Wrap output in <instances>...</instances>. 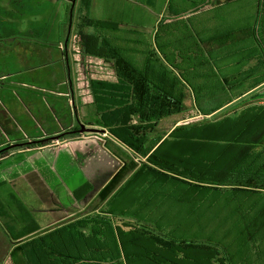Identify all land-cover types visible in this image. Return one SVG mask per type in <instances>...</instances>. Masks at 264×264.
<instances>
[{"label": "trees", "instance_id": "16d2710c", "mask_svg": "<svg viewBox=\"0 0 264 264\" xmlns=\"http://www.w3.org/2000/svg\"><path fill=\"white\" fill-rule=\"evenodd\" d=\"M71 1L54 43L18 31L0 35V149L34 138L20 134L18 110L35 116L32 123L70 116L35 137L41 138L38 145L77 129L66 103L73 92L65 44L71 24L84 54L115 67L116 81L90 79L96 113L86 124L107 131L105 145L122 165L84 212L52 228L41 229L18 202L28 224L19 233L8 231L14 240L11 264H264V105L180 123L166 136L151 137L159 120L184 110L182 80L167 69L155 74L135 65L117 43L131 31L95 17L94 0ZM155 46V55L163 53L159 39ZM15 62L20 66L13 69ZM227 85L193 90L196 100L197 91L227 95L204 114L246 92ZM10 151L3 150L0 159ZM88 188L84 184L75 196ZM98 207L100 213H92ZM218 219L222 223L213 229ZM228 221L238 230L234 245L225 233L216 239Z\"/></svg>", "mask_w": 264, "mask_h": 264}, {"label": "crops", "instance_id": "0c3cea01", "mask_svg": "<svg viewBox=\"0 0 264 264\" xmlns=\"http://www.w3.org/2000/svg\"><path fill=\"white\" fill-rule=\"evenodd\" d=\"M23 1L29 8L38 9L37 0ZM94 15L99 19L119 22L120 28L131 31L122 35L117 43L123 48V54L135 65L146 67L155 74L167 69L178 76L184 84V105L188 90H216L223 88V81L229 84L227 89L246 91L223 106L234 107L241 99L244 104L231 112L247 105H264L263 100H259L260 95L264 94V0H117L115 3L112 0H94ZM32 20L37 19L24 20L23 23L21 19L17 30L12 26L13 23L10 25V20L4 21L5 23L0 24V33L18 31L26 32L24 35L30 34L29 29L24 31L23 25L27 23L30 28ZM59 23L60 17L53 24L59 29ZM40 24L44 28V24ZM42 30L40 34L43 35ZM156 39H159L163 53L156 51L155 55L153 48L156 47ZM145 40L146 46L141 44ZM79 46L82 49L81 43ZM81 53L86 59L111 64L110 68L114 71L112 78H106L105 75L92 78L117 80L112 62L88 56L83 51ZM156 58L160 61H155ZM67 61L71 63L70 71L73 73L70 56ZM86 86L90 93L88 102L95 108L89 115L91 120L96 107L90 81ZM70 87L74 89L71 84ZM72 100L75 101V94ZM75 106L78 118L79 106ZM179 121L181 119H173L174 124L165 131L156 128L151 137L166 136L181 123ZM106 134L107 131L103 130L99 133L86 132L57 149L45 145L42 150L32 154L10 153L7 158L0 160L2 206L5 203L1 196L2 186L16 187L19 184L23 185L22 190L18 189L19 202L41 229H44L43 223L48 213L54 218L56 216L57 225H60L84 212L122 165L106 147ZM7 163H13L10 174H14L8 179L5 177L8 173L5 167ZM86 183L90 188L81 198H77L76 193L80 195L79 190ZM27 191L32 193V204L25 196ZM100 207L92 210V213H100ZM18 209L22 211V208ZM0 211L2 215L7 214L1 207ZM24 222L21 231L28 224L27 221Z\"/></svg>", "mask_w": 264, "mask_h": 264}, {"label": "rangeland", "instance_id": "374dc122", "mask_svg": "<svg viewBox=\"0 0 264 264\" xmlns=\"http://www.w3.org/2000/svg\"><path fill=\"white\" fill-rule=\"evenodd\" d=\"M113 3H115L117 0H112ZM71 0H42L39 1L37 0L36 7L38 9H33L29 8V5L26 4L23 0H0V24L5 23L4 21H9L10 20V25L13 23V27H18L20 26L18 22L22 19V23L24 20H31V19H37V20H32L30 22V28L29 25L24 26L23 29L26 31L28 30L27 36H33L36 38H41L43 42H56L57 39L60 37V31L62 28H65V25L62 24V20H66L67 16V8L68 5L71 3ZM26 8V9H25ZM21 17V19H20ZM60 17V23H59V29L57 28L56 25H54V20L56 18ZM42 22L44 24L43 26L40 24ZM163 25V24H162ZM66 29L67 32V37L65 39V44L68 48L69 56L71 57V62H72V70H73V81L71 82V86L73 85V96L75 94V101H70L69 99L66 101L69 102L70 106L75 112V104L79 106V115L78 118L76 116L75 112V117H76V125H77V131L74 132H69L67 134H64L60 138H54L51 139V136L45 137L42 140L48 141L50 140L51 142L48 144H45L46 146L57 149L60 148L68 141H71L74 139V137H78L80 135H83L86 132H91V131H78V129L81 127V123H89V115L94 112L95 108L93 107V104L88 102V94L89 90L85 87L89 83L90 79L92 77H100V76H106V78H112L114 75V71L110 68L111 64H103L99 63L96 61H92L89 59L84 58L81 53L82 49L79 46L80 40L78 36L75 34L73 31V28L71 24ZM18 29V28H17ZM44 29V30H42ZM2 30V29H1ZM0 30V31H1ZM43 32V35L40 34V32ZM5 33V32H4ZM26 33V32H25ZM21 33V34H25ZM45 34V35H44ZM58 34V36H56ZM1 35V33H0ZM19 62L13 63L12 68L16 69V67H19ZM1 68V65H0ZM178 70V69H177ZM179 71V70H178ZM181 74V73H180ZM188 92V97L185 100V105H184V110L181 114L176 115L172 118H169L167 120L159 121L157 125V130H168L171 128L172 120L173 119H181V123L196 120V119H202V118H209V119H215L218 118L220 115L224 114L225 112H230L233 109L239 108L242 106L244 103L240 99L238 101V104L236 106H231V107H223L222 109L209 113V114H204V112H207L206 110L212 107H215L219 105L221 102L225 100V97L227 96L226 94H218L216 95L214 92L216 91H208V95L204 94V91H197V97L198 99H195V94L194 91H187ZM207 93V91H206ZM194 94V96H192ZM194 97V99H193ZM259 97V96H256ZM258 99V98H257ZM263 100L264 103V94L260 95V99ZM257 101V100H255ZM237 103V102H236ZM67 113V112H66ZM16 119L18 121V125L20 128V134L21 135H27V136H32L34 137L32 140L29 141H34L30 142V144H36L35 146L29 147V150H26L28 148H25L26 144L22 145H16L10 149L6 150H11L10 153L12 155L17 154V153H26V154H32L35 151L42 150V146L45 145H38V143L41 142V138H35L38 137L41 133H44L45 130L48 128L54 129L57 128L61 125H64L71 121L70 116H65L67 118L65 121L58 120L56 122L51 121V122H44V121H38L37 123H32V120H35V116H30V115H24L21 112H16ZM67 115V114H65ZM177 121V120H176ZM32 123V124H31ZM33 125H38L37 128ZM90 126V125H86ZM97 127V126H95ZM2 129V128H1ZM3 131V129H2ZM72 131V130H71ZM91 133H99V132H91ZM105 136V135H104ZM6 147V146H5ZM4 148V147H3ZM2 149V148H1ZM2 151H0L1 153ZM9 153V154H10ZM8 157V156H7ZM5 157V158H7ZM3 159V158H2ZM2 159H0L2 161ZM0 161V162H1ZM14 163V162H13ZM13 163H7L5 164L8 169V173L5 175L6 179L9 177L13 176L14 174H10L11 171H13L12 164ZM1 166H0V175H1ZM2 197L5 200H2L4 205H1V209H5L6 215H2L0 211V264H11L10 262V250L13 245V239L10 238L8 231H12L13 233H19L21 232L22 227L24 226V218L22 217V213L18 209L17 203L20 201L19 200V193L18 189L22 190L23 185H17L16 187L14 186H2ZM30 190V189H29ZM31 192L27 191L25 193V196L27 198V201L31 203L32 198L31 197ZM55 213V212H54ZM54 217L48 213V216L45 217V221L43 223L44 229L46 228H52L57 225L56 221V216ZM177 221L179 222V219L176 217ZM61 221V220H60ZM58 221V222H60ZM222 222L218 219L216 222V227L213 229L217 228L218 225H220ZM229 223L226 227L218 229V233L216 235V239H223L224 235L226 234L225 237H228V242L229 244H236L239 242L238 240V230L236 227H231ZM188 229H184L183 231L180 229L182 234H185L187 236H191L192 231H187ZM197 233H200V229L194 230ZM213 231V230H210ZM187 233V234H186ZM213 234L214 232H210ZM225 233V234H224ZM247 259V256L244 258ZM248 260H246V263H248ZM250 264V263H249ZM252 264V263H251Z\"/></svg>", "mask_w": 264, "mask_h": 264}, {"label": "water", "instance_id": "95a60500", "mask_svg": "<svg viewBox=\"0 0 264 264\" xmlns=\"http://www.w3.org/2000/svg\"><path fill=\"white\" fill-rule=\"evenodd\" d=\"M75 2V0H73V3ZM68 39V38H67ZM66 39V40H67ZM81 127L78 129V131H91V132H99L101 131L102 129L100 128H97V127H93V126H86L84 123H81L80 124ZM74 131H77V130H72V131H69V132H74ZM65 133H61V134H56L54 136L51 137V139H54V138H60L61 136H63ZM30 142H34V141H27V142H17V143H12L2 149H0V151H3V150H6V149H10L16 145H22V144H26V143H30Z\"/></svg>", "mask_w": 264, "mask_h": 264}]
</instances>
